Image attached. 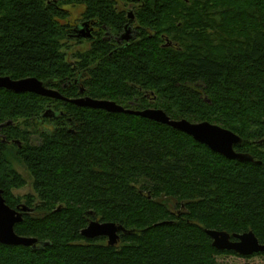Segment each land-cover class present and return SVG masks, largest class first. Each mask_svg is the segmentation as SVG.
Masks as SVG:
<instances>
[{
	"label": "trees",
	"instance_id": "1",
	"mask_svg": "<svg viewBox=\"0 0 264 264\" xmlns=\"http://www.w3.org/2000/svg\"><path fill=\"white\" fill-rule=\"evenodd\" d=\"M62 1L0 0V76L36 77L69 99L83 87L126 109L221 126L254 162L227 159L139 116L0 89V125L11 122L1 130L0 188L11 208L21 206L12 190L26 180L15 164L29 172V211L14 230L38 241L0 244V264H217L240 256L215 249L211 229L252 231L264 243V0H141L138 44L70 59L63 7L80 2L81 16L111 34L128 20L113 0ZM48 109L56 118L44 117ZM92 220L130 233L114 246L86 239Z\"/></svg>",
	"mask_w": 264,
	"mask_h": 264
},
{
	"label": "water",
	"instance_id": "2",
	"mask_svg": "<svg viewBox=\"0 0 264 264\" xmlns=\"http://www.w3.org/2000/svg\"><path fill=\"white\" fill-rule=\"evenodd\" d=\"M134 1V0H133ZM135 18L133 10L128 12V21L124 25L122 34L123 39L128 40V34H131V23ZM74 34L77 37L89 38L92 34V29L88 22H84L74 29ZM169 45V44H167ZM0 89L12 91L16 94L30 93L38 96L62 100L81 108H91L104 110L109 113H124L139 116L145 119L155 121L172 127L173 129L182 132L195 141L206 145L213 152L224 156L227 159H236L242 162H254V159L245 153L235 151L234 146L241 143V138L234 132L225 129L221 126L209 122H191L186 119H172L163 110L156 108H147L144 110L126 109L124 106L117 104L114 101L104 99H94L89 96H81L74 99L65 98L57 90L46 87V85L36 77H26L22 79H12L9 76H0ZM83 92V89H81ZM55 113L48 109L44 113V117L53 118ZM7 124H1L0 129ZM17 144L20 142L15 141ZM261 164V162H257ZM29 211L25 205L11 208L3 197V190L0 188V244L8 246H30L35 248L38 243L36 238L24 237L16 234L14 227L22 222L23 215ZM129 234L122 225L114 222H99L92 220L81 231V234L86 239H95L105 237L110 246H114L119 241V234ZM206 233L212 240V246L220 251H233L234 253L247 257L255 254L264 253V243H260L258 238L252 231L241 234H229L223 230H206Z\"/></svg>",
	"mask_w": 264,
	"mask_h": 264
},
{
	"label": "rangeland",
	"instance_id": "3",
	"mask_svg": "<svg viewBox=\"0 0 264 264\" xmlns=\"http://www.w3.org/2000/svg\"><path fill=\"white\" fill-rule=\"evenodd\" d=\"M44 4L47 6L48 4H55L56 6H59L62 0H43ZM80 1V0H79ZM118 5L117 7H120V9H128L129 7V1H122V0H113ZM79 3V4H78ZM76 2L72 5H67L63 7L64 10L67 11L68 16L67 19L62 21L64 24H67L69 27V33L73 34L72 29L75 26H79L82 23L86 22L85 18H82L83 13V5H81L80 2ZM124 9V10H125ZM89 46V43L82 41V44H77L72 39H67L66 43L63 47V51L65 52L67 59L72 58L77 53H82L84 50H86ZM48 126V124H46ZM15 167L17 171L25 178L26 184L18 189H13L12 193L16 196L21 198V202L17 205H23V196L27 194L33 193L32 185H31V177L29 172L22 166V165H16ZM217 264H264V255H257V256H237V255H222L219 256L217 259Z\"/></svg>",
	"mask_w": 264,
	"mask_h": 264
},
{
	"label": "flooded vegetation",
	"instance_id": "4",
	"mask_svg": "<svg viewBox=\"0 0 264 264\" xmlns=\"http://www.w3.org/2000/svg\"><path fill=\"white\" fill-rule=\"evenodd\" d=\"M143 4V2L141 0H132L131 2H129V7L128 9L124 8L122 9V12H125V17L126 20H128V12L130 10H133L134 16L136 11L139 9V7ZM83 18V17H82ZM86 22L89 23V27L92 29V34H90L89 38H83V37H77V34H68V38L74 40L75 42H77V44H82V41L84 40L85 42L89 43V46L87 49L89 48H99L102 52L106 51L108 53V55L110 57H112L114 54L119 53L125 49H127L129 46L133 45V44H138V42L141 40L143 34H139V31L137 30V24L135 23V18L133 19L132 23H131V34H128L129 39L125 40L123 39V36L126 34H122L123 33V29L122 31H120V33L118 34H111L105 25H102L97 19L94 18H89V19H85ZM77 26H75L73 29H75ZM154 36V34H149V36ZM163 37V36H161ZM166 43V39L164 38V41L161 42L162 45H164ZM170 45V43H168ZM86 49V50H87ZM85 51V50H84ZM81 74H78L79 78H80ZM82 77V75H81ZM75 83L79 84V80L78 78L75 79ZM81 89H83V92H81ZM79 93L81 94L79 97L81 96H86L85 95V90L83 87L79 88ZM78 98V97H77ZM56 118V115L53 117ZM1 130L0 129V138L2 141H5V135H1ZM8 143V142H7ZM9 144V143H8ZM21 146V145H20Z\"/></svg>",
	"mask_w": 264,
	"mask_h": 264
}]
</instances>
